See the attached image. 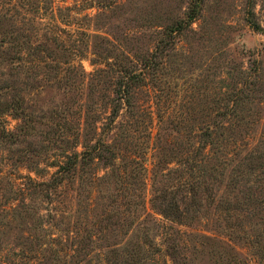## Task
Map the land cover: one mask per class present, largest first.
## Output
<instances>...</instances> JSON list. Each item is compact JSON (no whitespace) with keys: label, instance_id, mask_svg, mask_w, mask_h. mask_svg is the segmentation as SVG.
Here are the masks:
<instances>
[{"label":"rangeland","instance_id":"1","mask_svg":"<svg viewBox=\"0 0 264 264\" xmlns=\"http://www.w3.org/2000/svg\"><path fill=\"white\" fill-rule=\"evenodd\" d=\"M136 68L130 143L42 186ZM3 126L0 264H264V0H0Z\"/></svg>","mask_w":264,"mask_h":264},{"label":"trees","instance_id":"2","mask_svg":"<svg viewBox=\"0 0 264 264\" xmlns=\"http://www.w3.org/2000/svg\"><path fill=\"white\" fill-rule=\"evenodd\" d=\"M38 62L39 61H37V63ZM148 62L149 61H147V63ZM144 68H146V65ZM144 68L131 70L127 73L128 75L126 74L124 77H121L114 87L117 97L115 100H112L115 103L113 107H111V112L109 114L110 117L103 128V132L105 134H112L113 130L116 129L113 136L110 137L112 142L108 140L93 141V139H95L94 134L96 133V129L91 131L93 123L89 121L90 117H85L83 123L80 122L76 125V127L74 126V130L72 132L74 140L72 153L64 155L65 159L61 163H58V169L55 173H53L57 176L51 178V180L41 182L42 186H48L51 183L61 181V179H64L67 174H75L77 170H83L87 165H89V163L94 162L96 158L108 161L109 159H113L115 152L118 155L121 154V149L118 146L124 141L130 143V139L134 135L135 128L133 129L134 122L130 120L116 122V117L121 115L123 107L125 108V112L129 110L128 113L130 116L135 114L134 109H132L134 106H132L131 93L135 85L143 83L146 80V72L144 71ZM66 124L67 123H65V125ZM0 130L4 136L11 135L6 126L0 127ZM56 133L61 140L67 139V136H65L60 129L56 128ZM79 145L82 147L81 150L77 149ZM122 177L124 178V176ZM124 179L126 180V178ZM162 210L165 217L169 215L174 216L173 218H177V215H175L176 211L174 209L163 208Z\"/></svg>","mask_w":264,"mask_h":264}]
</instances>
